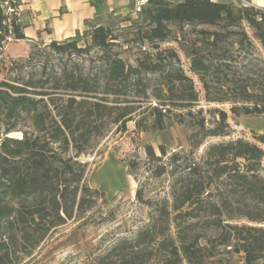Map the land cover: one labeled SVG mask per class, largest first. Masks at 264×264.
<instances>
[{"label": "trees", "instance_id": "16d2710c", "mask_svg": "<svg viewBox=\"0 0 264 264\" xmlns=\"http://www.w3.org/2000/svg\"><path fill=\"white\" fill-rule=\"evenodd\" d=\"M137 13L121 22L131 28L130 40L124 43L142 49L147 46L146 50L156 52L154 59L149 53L148 61L133 66L118 56L107 57L123 39L114 27L98 25L76 39L54 41L49 48L80 56L87 51L79 42L87 38L86 48L105 53L103 73L64 68L52 77L49 88L45 87L49 79L45 85L32 80L21 86L0 83V109L5 117L25 114L32 122L31 132L13 125L0 140V264H19L20 254L29 255L76 212H85L88 197L98 199L99 191L86 183L88 165L79 159L110 125L126 133L127 123L134 121L138 136L163 131L170 124L188 125L195 129L188 139L191 155L206 139L231 136L225 111L210 110L216 118L211 125L202 109L194 111L200 92L190 77L183 71L163 75L166 69L157 43L172 36L171 25L183 35L184 27L190 25L227 29L247 23L264 46V10L227 1L147 0ZM230 34L201 31L205 37L187 49L190 72L201 77L207 102L231 104L230 112L238 118L264 117V74L258 79L229 78L228 57L221 55L219 44ZM18 39L24 40L21 29ZM205 51L214 55H205ZM144 72L164 79L154 93L158 105L129 99L132 90L148 98ZM210 74L222 77V98L210 97L203 78ZM16 131L22 133L20 138L8 137ZM144 152L149 177L139 186L136 198L152 209L148 222L135 237L120 239L88 264H225L218 257L232 241L236 253L243 255L242 264H264V227L260 226L264 224V179L260 175L264 132L253 134L252 141L238 138L211 145L199 160L178 152L167 158L163 145L160 156L152 145L144 146ZM127 166L136 177L139 163L131 160ZM164 178L168 180L164 197L146 198L149 180ZM223 214L230 221L235 216L246 218L251 225H230L225 230ZM212 231L219 234L210 236Z\"/></svg>", "mask_w": 264, "mask_h": 264}, {"label": "rangeland", "instance_id": "374dc122", "mask_svg": "<svg viewBox=\"0 0 264 264\" xmlns=\"http://www.w3.org/2000/svg\"><path fill=\"white\" fill-rule=\"evenodd\" d=\"M167 1L175 2L176 0ZM212 1H227L238 7L243 6L242 3L235 0ZM133 9L134 12L131 13L119 8L115 9L112 14L104 16L100 21L106 27H114V32L121 35L123 39L122 47H113L107 57L118 56L126 64L136 66L138 63L148 61L149 53L151 59H154L156 52L151 49L146 50L147 46L142 49L138 45L124 43L125 40H130L127 33L131 28H127V25L121 22L131 15L135 17L138 14L137 8ZM170 28L173 31L172 36L157 43L159 51L162 52L161 61L166 69L163 75L166 76L168 72L183 71L190 77L200 92V101L194 111L202 109L210 125L216 119L215 115L209 112L210 110L225 111L231 125V136L206 139L202 147L191 155L188 139L195 129L188 125L170 124L163 131L151 130L141 133L139 136L135 133L136 124L134 121L127 123L126 133H121L115 125H110L104 135L94 140L88 152L79 159L81 163L88 165L89 172L86 183L91 189L99 191L100 196L98 199L92 196L88 197L86 211L76 212L72 220H68L65 225L59 227L32 253L29 255L20 254L19 264H88L99 255H103L120 239L135 237L139 229L147 224L148 217L152 213V209L140 204L136 198L139 186L146 181V177H149L148 173H145L147 166L144 146L152 145L159 156V146L163 145L168 152L167 158L178 152L199 160L211 145L238 138L252 141L253 134L264 132V117L238 118L230 112L231 104L222 105L207 102L206 93L200 81L201 77L190 72L191 60L187 56V49L192 43L205 37L200 35L201 31L224 33L225 35L231 32L219 44L222 49L221 55L228 57L226 63L229 67L227 70L229 78L258 79L260 74H264V46L255 38L254 29L247 23H240L227 29L223 25L217 27L190 25L185 26L184 34L180 35L177 27L171 25ZM87 41V38H82L79 42V46L87 51L80 56L73 53L59 54L50 49L49 45L31 47L28 55H18V57L12 55L9 50V54L3 55L0 62V83L8 82L21 86L32 80L33 83L45 85L46 79H49L50 83L45 86L49 88L52 86V77L60 75L64 68L78 69L92 74L103 73L107 66L106 59H104L105 53L97 48H86ZM173 55H177V58ZM205 55L214 54L205 51ZM143 78L147 86L148 98H144L141 94L140 98L137 96L139 92L132 90V96L129 99L143 101V104L158 105L154 93L157 87L163 84V77L144 72ZM203 78L208 85L210 97L222 98V77L218 78L210 74ZM38 98L36 96V99ZM190 121L196 123V120L187 118V122ZM13 125L18 130L28 132L32 130L29 116L22 114L21 117L8 119L5 117L4 111L0 109V140L8 127ZM21 136L22 133L18 131L8 135L10 138H20ZM131 160H136L139 163L136 177L131 175L128 170L127 162ZM260 175L264 179V161ZM167 184L168 180L165 178L150 179L147 185L149 193L146 198L164 197L166 190L164 188ZM223 189L226 190V187ZM211 200H214V197ZM222 221L225 230H229L230 225H251L246 218L239 216H235L234 220L230 221L226 214H223ZM260 226L264 227V224ZM172 234V238L176 239L175 229H172ZM218 234L219 231L209 232L210 236ZM222 251L223 255L218 259H222L225 264H242L243 255L236 253L233 241L229 246L223 247ZM183 264L187 263L183 262Z\"/></svg>", "mask_w": 264, "mask_h": 264}, {"label": "crops", "instance_id": "0c3cea01", "mask_svg": "<svg viewBox=\"0 0 264 264\" xmlns=\"http://www.w3.org/2000/svg\"><path fill=\"white\" fill-rule=\"evenodd\" d=\"M23 7L21 32L24 40L10 47L12 55H28L32 46H47L81 36L115 9L134 12L139 0H20ZM264 10V0H245ZM136 3V4H135Z\"/></svg>", "mask_w": 264, "mask_h": 264}, {"label": "built area", "instance_id": "2783aa9c", "mask_svg": "<svg viewBox=\"0 0 264 264\" xmlns=\"http://www.w3.org/2000/svg\"><path fill=\"white\" fill-rule=\"evenodd\" d=\"M147 0L137 2V11L146 4ZM243 6L250 7L245 0H235ZM23 7L20 0H0V62L3 55H8L10 47L20 40L18 30L21 29Z\"/></svg>", "mask_w": 264, "mask_h": 264}, {"label": "bare ground", "instance_id": "6f19581e", "mask_svg": "<svg viewBox=\"0 0 264 264\" xmlns=\"http://www.w3.org/2000/svg\"><path fill=\"white\" fill-rule=\"evenodd\" d=\"M112 173V172H111ZM114 176H116L115 174H113Z\"/></svg>", "mask_w": 264, "mask_h": 264}]
</instances>
